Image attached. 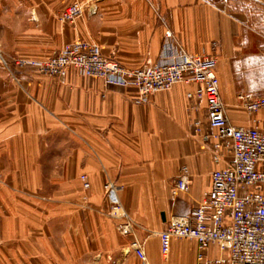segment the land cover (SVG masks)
Wrapping results in <instances>:
<instances>
[{
  "label": "crops",
  "instance_id": "crops-1",
  "mask_svg": "<svg viewBox=\"0 0 264 264\" xmlns=\"http://www.w3.org/2000/svg\"><path fill=\"white\" fill-rule=\"evenodd\" d=\"M75 2L83 15L73 26L60 23L59 12ZM166 33L190 56L210 54L215 43L226 114L232 125L251 127L234 96L264 90V0H0V46L10 34L12 46L43 50H19L15 59L45 60L83 40L137 68L159 60ZM15 59L8 67L0 61V155L10 163L1 159L0 170L28 171L29 181H0V264H141L133 243L147 264H195L194 241L173 239L163 257L157 236L198 206L210 173L223 166L194 135L195 117L207 130L204 102L195 115L188 87L175 84L135 103L133 87L71 72L53 79ZM255 118L264 128V111ZM183 166L190 189L172 197ZM108 181L121 187L128 220L109 217ZM219 255L216 248L207 253Z\"/></svg>",
  "mask_w": 264,
  "mask_h": 264
},
{
  "label": "built area",
  "instance_id": "built-area-1",
  "mask_svg": "<svg viewBox=\"0 0 264 264\" xmlns=\"http://www.w3.org/2000/svg\"><path fill=\"white\" fill-rule=\"evenodd\" d=\"M83 13V5L75 2L60 11L57 20L73 26ZM215 48L212 43L210 54L190 56L166 33L157 62L126 68L104 57L98 45L75 40L64 43L45 60L17 58L13 64L33 68L53 79H64L71 72L98 79L108 86L133 87L137 93L135 103H145L150 95L175 84L188 87L184 96L191 103L189 111L197 115L200 103L204 102L207 130H203L202 122L195 117L192 121L194 135L208 144L214 163L223 166L210 173L209 189L203 193L198 206L187 216L174 217L158 233L160 253L163 257L168 255L173 239H189L196 245L195 264H264V128L255 118L259 111H264V94L237 92L235 104L253 125H232L220 97ZM0 61L8 67L1 56ZM79 180L82 189L88 190L86 176L80 175ZM102 188L109 205V217L128 220L118 200L121 187L108 181ZM189 189V170L183 166L172 183L170 194L177 197ZM86 199L84 195L83 200ZM132 247L140 263L147 264L142 247L137 243ZM213 248L220 253L215 259L207 256Z\"/></svg>",
  "mask_w": 264,
  "mask_h": 264
},
{
  "label": "rangeland",
  "instance_id": "rangeland-1",
  "mask_svg": "<svg viewBox=\"0 0 264 264\" xmlns=\"http://www.w3.org/2000/svg\"><path fill=\"white\" fill-rule=\"evenodd\" d=\"M6 40H4L1 43L0 46V56L2 59L7 63L9 61H12V59H15L17 56H19L20 51L21 52H28L33 54H42L43 50L40 47V45L36 44L34 47H30L28 45H24L22 49H19L17 46H12V43L10 42V34L4 35ZM255 94H264V90L253 92ZM4 156L0 155V160H3ZM4 166H10L9 162H6L5 159L2 161ZM21 174V175H20ZM28 171H13L11 169H3L0 170V181H29L28 180ZM212 255H214V252H212Z\"/></svg>",
  "mask_w": 264,
  "mask_h": 264
}]
</instances>
